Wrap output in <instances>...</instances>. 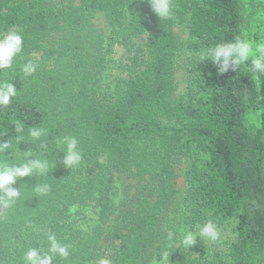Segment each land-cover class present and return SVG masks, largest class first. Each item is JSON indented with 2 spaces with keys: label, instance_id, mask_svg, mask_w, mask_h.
Masks as SVG:
<instances>
[{
  "label": "trees",
  "instance_id": "obj_1",
  "mask_svg": "<svg viewBox=\"0 0 264 264\" xmlns=\"http://www.w3.org/2000/svg\"><path fill=\"white\" fill-rule=\"evenodd\" d=\"M172 2L174 19L163 20L148 0H0V35L23 37L12 67L0 68V82L17 91L0 105V142L10 144L0 164L49 162L46 175L11 185L20 190L13 206H0V264H23L29 248L47 252L48 233L70 245L52 264H148L164 253L166 264H264V74L250 62L219 74L200 59L237 36L264 40V0ZM116 48L123 77L108 83ZM28 60L38 67L25 77ZM31 127L47 135L33 139ZM65 136L83 156L71 168L56 143ZM178 162L185 190L175 187ZM117 176L137 183L118 203ZM45 183L50 192L37 195ZM72 209L94 214L88 232ZM208 221L216 241L199 236ZM189 231L197 239L188 249L181 238Z\"/></svg>",
  "mask_w": 264,
  "mask_h": 264
},
{
  "label": "clouds",
  "instance_id": "obj_2",
  "mask_svg": "<svg viewBox=\"0 0 264 264\" xmlns=\"http://www.w3.org/2000/svg\"><path fill=\"white\" fill-rule=\"evenodd\" d=\"M148 4L153 13L163 20L174 19V4L172 0H148ZM23 51V37L18 32H11L0 35V68H11L16 56ZM200 59L210 61L218 69L219 74L227 73L231 68L233 71L237 67L245 66L250 62V69L254 73L264 74V40L254 43L251 39L235 37L232 41H226L203 50ZM37 63L28 60L23 65L21 71L24 76H31L37 69ZM255 78V76L253 77ZM17 94L12 83L0 82V105H9L11 98ZM15 131L21 133L24 129L23 123L14 121ZM28 135L33 139H39L47 135V130L39 127L28 129ZM22 136H17V141L22 140ZM63 145V159L61 163L66 168L77 166L81 163L83 156L78 148V141L73 136H65L56 142ZM43 146V145H42ZM8 141L0 142V152L9 149ZM28 156H31L29 151ZM102 160V158H101ZM49 170V162L46 159H26L17 165L0 164V206L10 208L20 196V190L12 188L19 178L33 177L34 173L41 176L46 175ZM50 185L47 183L36 185L34 191L37 195H47L50 192ZM71 211H75L72 209ZM220 233L216 224L212 221L205 223L199 230V236L216 241ZM172 232L168 233L171 239ZM197 235L193 232H186L181 238V243L188 249L196 243ZM47 252H41L39 248H29L22 257L23 264H52L54 257L67 259L70 255V245L59 241L54 233L47 234ZM39 253V255H38ZM167 258V254H165ZM97 264H112V261L99 258Z\"/></svg>",
  "mask_w": 264,
  "mask_h": 264
},
{
  "label": "rangeland",
  "instance_id": "obj_3",
  "mask_svg": "<svg viewBox=\"0 0 264 264\" xmlns=\"http://www.w3.org/2000/svg\"><path fill=\"white\" fill-rule=\"evenodd\" d=\"M55 1H59V0H55ZM94 25L97 28L103 30L104 34L108 35L109 30L106 26V23L102 15L96 16V18L94 19ZM176 33L180 36L183 35L179 30H176ZM112 57L114 62L111 64L110 69L108 71V74L110 75V77L106 79L108 83H111V81L116 78L123 77V72L119 68L123 60L122 49L116 48ZM175 81H176V95H178L183 89L182 72L180 71L176 72ZM183 169H184L183 163L178 162L174 165L175 187L179 190H185L186 187L182 175ZM136 186H137L136 181L128 179L125 176H117L115 179V195H114V199L116 203H118L119 200L122 197H125L126 195L132 196ZM73 213H74L73 215L74 225L81 231L88 232L90 227L94 224V217H95L94 214L89 210L82 211L79 214H76V210H75L73 211ZM111 225H113V223L109 224V226ZM102 244L103 247H105L106 245L109 244V242L103 241ZM165 254L167 253H164L160 260L159 259L158 261L151 260L148 264H166L170 256L167 254V258H165Z\"/></svg>",
  "mask_w": 264,
  "mask_h": 264
}]
</instances>
